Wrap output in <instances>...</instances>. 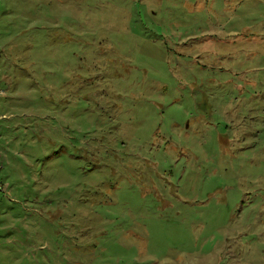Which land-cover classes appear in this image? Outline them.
Listing matches in <instances>:
<instances>
[{
    "label": "rangeland",
    "instance_id": "374dc122",
    "mask_svg": "<svg viewBox=\"0 0 264 264\" xmlns=\"http://www.w3.org/2000/svg\"><path fill=\"white\" fill-rule=\"evenodd\" d=\"M0 46V264H264V0H0Z\"/></svg>",
    "mask_w": 264,
    "mask_h": 264
},
{
    "label": "built area",
    "instance_id": "2783aa9c",
    "mask_svg": "<svg viewBox=\"0 0 264 264\" xmlns=\"http://www.w3.org/2000/svg\"><path fill=\"white\" fill-rule=\"evenodd\" d=\"M1 152V151H0ZM2 163H1V156H0V173H1V171H2Z\"/></svg>",
    "mask_w": 264,
    "mask_h": 264
},
{
    "label": "crops",
    "instance_id": "0c3cea01",
    "mask_svg": "<svg viewBox=\"0 0 264 264\" xmlns=\"http://www.w3.org/2000/svg\"><path fill=\"white\" fill-rule=\"evenodd\" d=\"M1 46H2V45H1ZM1 46H0V47H1ZM2 47H3V46H2Z\"/></svg>",
    "mask_w": 264,
    "mask_h": 264
}]
</instances>
